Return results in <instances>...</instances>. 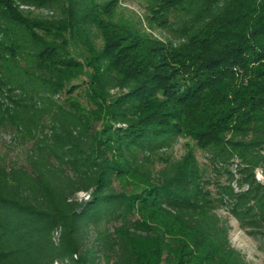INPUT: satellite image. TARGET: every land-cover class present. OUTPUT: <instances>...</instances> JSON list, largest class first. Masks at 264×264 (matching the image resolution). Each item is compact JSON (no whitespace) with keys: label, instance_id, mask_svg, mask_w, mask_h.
I'll list each match as a JSON object with an SVG mask.
<instances>
[{"label":"trees","instance_id":"obj_1","mask_svg":"<svg viewBox=\"0 0 264 264\" xmlns=\"http://www.w3.org/2000/svg\"><path fill=\"white\" fill-rule=\"evenodd\" d=\"M119 2L0 0V128L26 145L0 156V264H251L228 217L264 247V0Z\"/></svg>","mask_w":264,"mask_h":264},{"label":"rangeland","instance_id":"obj_2","mask_svg":"<svg viewBox=\"0 0 264 264\" xmlns=\"http://www.w3.org/2000/svg\"><path fill=\"white\" fill-rule=\"evenodd\" d=\"M19 4V3H18ZM144 4L143 0H120L119 2V14L125 18L133 19L136 16L142 17L144 15ZM20 10H31L32 14L34 16H41V17H48L55 14H59V10L57 7H51L48 5H42V6H21L19 5ZM150 33H152L155 37L158 38H164L165 33L162 32L158 28L149 29ZM68 38V46L70 48V54L72 57L78 58L80 60H87L89 59V56L86 52L85 46L81 43V41L77 38L71 37L67 34L66 36ZM96 44H100V38H96L95 40ZM189 142L186 139H179L176 144L172 147V155L175 158H179L183 152V143ZM25 150L26 145L22 144V142L15 141L14 135L11 131L6 129L0 128V156L4 154L7 158V162L11 161L13 163L17 164H23L24 163V157H25ZM196 156L199 160L203 161V154L199 151H195ZM256 178L259 181L264 180V175L261 173V171L258 169L256 170ZM122 185H124L122 183ZM235 187V184H234ZM123 190L129 191L130 193H133L137 190V188H127L125 185L122 187ZM88 194L84 192H80L77 194L78 199H87ZM221 215H225L226 211H221ZM229 225H230V231H229V239L232 244V246L239 250L241 253H243L246 257V259L251 264H264V247L262 246V242L260 237L253 236L245 232L244 230L240 229L238 223L233 219L232 217H228ZM56 233L54 234V237L56 238ZM58 264V263H55Z\"/></svg>","mask_w":264,"mask_h":264}]
</instances>
